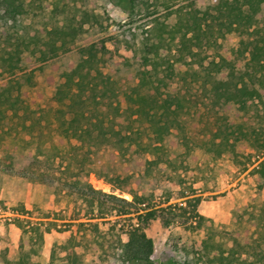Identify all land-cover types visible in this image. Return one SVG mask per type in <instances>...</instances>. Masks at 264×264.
Wrapping results in <instances>:
<instances>
[{
    "label": "trees",
    "instance_id": "1",
    "mask_svg": "<svg viewBox=\"0 0 264 264\" xmlns=\"http://www.w3.org/2000/svg\"><path fill=\"white\" fill-rule=\"evenodd\" d=\"M137 1L129 0L132 5ZM33 4L34 0H0V69L3 76L6 73L0 80V160L4 162L5 173L20 167L23 155L31 147L39 162L55 165L61 161L59 164L63 165L67 161L64 169L78 164H109L120 157L132 160L152 155L147 167L151 173L161 165L178 173L189 170L188 160L200 150L211 154L213 159L227 152L236 158L237 147L243 140L264 152V125L248 129L218 112H204L201 107L205 102L191 86L171 88L179 65L190 63L196 49L220 38L229 39L228 54L221 52L208 69L210 88L208 92L205 88V93L213 109L234 107L240 112L249 101L262 100L264 32L260 25L264 24V0H214L205 9L195 7L192 2L172 8L168 13L175 15L172 22L154 18L146 30L142 62L131 64L138 81L133 82L123 100L116 78L104 70L106 43L104 39L97 40L101 31L97 27L99 20L86 7V1L52 0L53 10L67 13V18L62 26L47 29L42 35H32L22 24L30 17ZM176 39L173 54L167 41ZM30 55L35 57L33 67L28 64ZM72 57L75 60H70ZM56 62L60 63L59 72L51 86L47 84L48 72ZM107 64L116 63L111 59ZM37 92L42 93L41 99L35 96ZM186 114L197 121L195 132L188 129ZM23 134L30 139L26 140ZM172 152L181 157L179 163L170 156ZM255 171L259 188L263 189L264 161ZM124 176L129 180L131 175ZM73 187V193L87 202V212L92 216L107 209V201L97 189L92 186L84 189L77 183ZM145 193L132 191L134 200H121L118 214L128 215L133 209L139 212V205L148 199ZM200 199L199 196L189 200L191 210L168 204L149 207L138 214V221H132L125 230L127 241L119 256L122 264L152 261L154 239L146 232L150 220L161 219L168 226L177 217L204 219L197 211ZM21 205V211H14L19 214L18 226L23 232L33 231L44 239L42 223L27 219L26 205L24 202ZM90 223L98 227V223ZM262 227L260 238L264 241V224ZM214 241V236L203 241L209 261L233 264L237 259L235 249L226 255L222 244ZM20 246L23 249L24 244ZM34 252L23 250L19 259H9L7 263L44 264L33 259Z\"/></svg>",
    "mask_w": 264,
    "mask_h": 264
},
{
    "label": "rangeland",
    "instance_id": "2",
    "mask_svg": "<svg viewBox=\"0 0 264 264\" xmlns=\"http://www.w3.org/2000/svg\"><path fill=\"white\" fill-rule=\"evenodd\" d=\"M78 1L81 3L83 0ZM85 1L86 7L99 20L97 27L101 31L97 40L104 39L106 43L103 58L107 63L111 59L116 63L112 66L105 61L104 70L116 78L123 100L133 82L138 81L131 64L140 65L142 62L146 30L153 24V19L159 17L172 22L175 15H168L172 8L193 2L195 7L205 9L214 0H138L135 5L129 0ZM171 2H174L172 7H168ZM53 8L52 0H34L30 17L23 21V26L32 35H42L47 29L62 26L67 13ZM260 27L264 32V24ZM167 42V47L175 54L178 40ZM230 43L231 40L220 38L211 45L196 49L190 63L179 65L171 88L177 90L191 86L205 102L202 111L218 112L248 129L261 127L264 125V96L262 100L249 101L246 109L240 112L234 107L216 106L213 109L211 99L206 96L205 88L207 92L210 88V62L218 59L221 52L228 54L226 46ZM70 60H75V57ZM34 62L35 57L28 56L30 67L35 65ZM59 64L56 62L49 69L48 85L52 86L58 76ZM4 76L0 69V80ZM35 96L41 99L43 95L37 92ZM184 120L189 131L195 132L197 121L189 114L184 115ZM23 136L30 139L28 134ZM61 142L67 144L65 140ZM237 148L238 157L227 152L218 159L200 150L188 160L191 169L180 170L179 173L166 169L164 165L151 173L147 167L152 155H141L132 160L120 157L109 164H78L64 169L67 161L63 165L59 164L61 161L55 165L39 162L34 155V147H31L23 155L20 167H14L8 173L3 171L5 165L0 160V212L21 211L24 202L28 210L26 218L41 222L45 230L44 239H40L33 231L23 232L18 226V216H11V220L7 217L6 233L0 236V264H8L9 259L17 260L23 250L31 249L35 251L33 259L44 264H122L119 256L127 241L125 230L132 221H138V214L146 212L149 207L159 208L168 204H179L191 210L189 200L199 196L197 211L204 219L177 217L168 226L161 219L150 220L146 232L154 239L153 259L149 263L128 264H217L209 261L203 249V241L211 236L222 244L226 255L235 249L237 259L233 264H264V241L260 238L264 224V187L259 188L260 180L255 171L264 161V152L255 150L246 140ZM170 156L180 162L177 152ZM127 173L131 175L129 180L124 176ZM76 183L84 189L92 186L101 193L107 201L103 214L96 212L93 217L87 212V202L73 193ZM132 191L146 192L148 199L139 205V212L133 209L128 215H119L121 200H134ZM90 222L98 223V227ZM21 243L24 244L23 249Z\"/></svg>",
    "mask_w": 264,
    "mask_h": 264
},
{
    "label": "built area",
    "instance_id": "3",
    "mask_svg": "<svg viewBox=\"0 0 264 264\" xmlns=\"http://www.w3.org/2000/svg\"><path fill=\"white\" fill-rule=\"evenodd\" d=\"M19 216V214H16L15 212H8V213H4V212H0V226L4 225L5 224V220L7 217H9L8 219L11 220V216ZM22 216V215H20Z\"/></svg>",
    "mask_w": 264,
    "mask_h": 264
},
{
    "label": "crops",
    "instance_id": "4",
    "mask_svg": "<svg viewBox=\"0 0 264 264\" xmlns=\"http://www.w3.org/2000/svg\"><path fill=\"white\" fill-rule=\"evenodd\" d=\"M13 227V225H11ZM6 233V226L5 224L0 226V236Z\"/></svg>",
    "mask_w": 264,
    "mask_h": 264
}]
</instances>
